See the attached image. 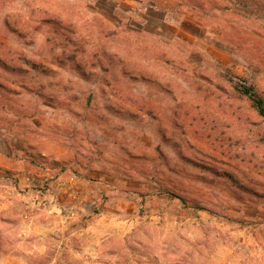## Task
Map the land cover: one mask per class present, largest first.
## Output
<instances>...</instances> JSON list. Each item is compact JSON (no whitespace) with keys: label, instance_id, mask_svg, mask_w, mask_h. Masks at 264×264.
<instances>
[{"label":"rangeland","instance_id":"374dc122","mask_svg":"<svg viewBox=\"0 0 264 264\" xmlns=\"http://www.w3.org/2000/svg\"><path fill=\"white\" fill-rule=\"evenodd\" d=\"M246 83L264 97V0H0V250L261 264L264 118ZM68 168L88 200L63 198L71 227L45 249L21 213Z\"/></svg>","mask_w":264,"mask_h":264},{"label":"crops","instance_id":"0c3cea01","mask_svg":"<svg viewBox=\"0 0 264 264\" xmlns=\"http://www.w3.org/2000/svg\"><path fill=\"white\" fill-rule=\"evenodd\" d=\"M104 1L115 3V1L117 0ZM155 5V3L152 4L150 11L159 13V21L162 22L165 19V14L161 10H159ZM145 17H147V14H145ZM157 30L159 29L157 28ZM54 172L55 173L53 174V176H51V181L49 182V186L51 189L47 194L40 196V199H43L42 201L35 202L36 210L40 211L41 213L36 212L35 214H33L32 212L26 211L21 213V216L23 217L22 222L25 224V227H27L29 231H34L35 237L38 240H44L48 237L54 238L58 236L59 232H63L65 230L70 229L71 220L67 221L65 219L68 222L69 226L67 225V227L65 225L63 215V198L67 196H74L81 200L79 206V210L81 212L83 211L82 204L88 200V197L86 195H82V188L86 185V182L84 180L76 178L74 175H71L69 168L67 170L65 169L64 171H58L54 169ZM81 195L82 198L80 199ZM90 200H92L93 202L95 201L94 198H91ZM25 207L31 209L32 211L35 209L28 205H26ZM7 209L8 203L3 201V198H0V219L3 217V214L7 211ZM24 234H26V229L24 230ZM19 236H21V234H19ZM45 241L46 240L42 241L44 242L42 246L46 249ZM95 244H97L96 239L86 238L85 240L81 241L80 248L75 252L81 257H88L92 255L91 253L93 252L94 248H96ZM34 246L35 245H33V247ZM218 256L219 258H221V260L219 261H224L226 264H245V260L241 256L237 257L233 255L228 257L227 254ZM0 264H22V261L20 257L15 253L3 252L2 250H0ZM261 264H264V260Z\"/></svg>","mask_w":264,"mask_h":264},{"label":"trees","instance_id":"16d2710c","mask_svg":"<svg viewBox=\"0 0 264 264\" xmlns=\"http://www.w3.org/2000/svg\"><path fill=\"white\" fill-rule=\"evenodd\" d=\"M240 93L244 95L257 113L264 118V97L251 84H244Z\"/></svg>","mask_w":264,"mask_h":264}]
</instances>
